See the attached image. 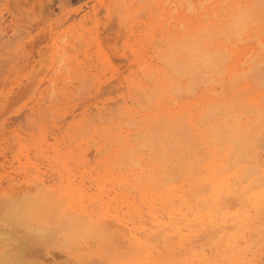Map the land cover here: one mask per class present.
<instances>
[{
  "label": "bare ground",
  "instance_id": "obj_1",
  "mask_svg": "<svg viewBox=\"0 0 264 264\" xmlns=\"http://www.w3.org/2000/svg\"><path fill=\"white\" fill-rule=\"evenodd\" d=\"M99 2L108 9L116 7L119 22L128 25L129 32L135 35L139 45V48L131 49V55L141 77H121L119 71L115 76L117 84L127 87L129 102H143L139 104L140 109H136L139 106L135 108L134 113L130 107L121 115L124 123L137 128L134 134L129 132L122 135L108 134V129L103 127L102 133L110 136L116 150L113 157L108 155L97 161L111 175L116 168H125V173L122 170L123 173L115 174L117 177H113V183L122 186L121 191H127L129 196L134 195L129 199L125 194L120 201L121 197L116 193L109 201L102 202L100 207L106 205V208L101 212L103 216L99 215L97 220L92 217L93 211L84 205L86 195L80 192L75 196L72 188L62 195L45 190L48 187L37 186L38 189L32 193L0 194V264H37L40 257L49 254L51 240L64 239L66 243L64 236L67 234H76L83 239L91 237L97 241L105 239L107 234H113L119 244L127 246L128 258L137 257L135 260L140 264H187L188 258L192 257L202 259L204 264H215L212 257H225L229 261L234 257H243L245 249L249 250V247L242 246L244 243L239 246L241 239L247 242V237L260 235L261 230L264 231V168L259 161L263 158L259 159L254 150L256 140H259L257 138L261 135L264 139V9L260 6V0ZM144 13L145 19H141ZM108 14L110 17L111 14ZM86 17L83 16L79 22L82 28ZM39 39L36 45H40L45 37ZM150 47H154V53L146 56L145 52ZM154 57L157 63H154ZM104 62L109 60L105 59ZM181 73L186 76L185 83L178 80ZM80 79L83 81V78ZM191 86H200L201 90L193 99L190 98L188 104L170 105L169 102L175 98L173 94L177 93L178 96L186 89L190 91ZM137 115L139 120L136 119ZM89 123L87 128L90 127ZM141 149L148 150L147 156H139L140 152L137 154ZM101 154H97V158ZM61 164L66 166L63 162ZM44 196L49 198L56 222L52 227L28 218L33 202ZM111 204L116 205L113 219L105 220L104 215ZM118 206L121 209L126 207L128 212L138 210V216H135L140 219L143 216L141 207H146L153 218V228L149 229L146 223L135 227L130 218L118 216ZM231 207L233 210H230ZM165 215L167 220H164ZM262 239L264 241V235L258 237L257 242ZM151 240H157V243L152 244ZM56 242L57 247L58 244L62 245ZM26 244L30 246L31 254H25L27 257L33 255L35 260L25 258L22 248ZM207 244L210 250H215L214 256L205 253L203 247ZM200 247L201 250L196 249ZM153 250L156 252L154 255ZM132 261L120 262L129 264Z\"/></svg>",
  "mask_w": 264,
  "mask_h": 264
},
{
  "label": "rangeland",
  "instance_id": "obj_2",
  "mask_svg": "<svg viewBox=\"0 0 264 264\" xmlns=\"http://www.w3.org/2000/svg\"><path fill=\"white\" fill-rule=\"evenodd\" d=\"M99 1L0 0V194H8V192L32 193L39 187H48L45 190H52L51 192L54 191L53 193L56 195H62L67 192L68 188H72L73 195L76 196L80 192L86 195L84 205L90 211H93L92 217L97 220H99V215L103 216L101 212L106 208V205L100 207L102 202L109 201L116 193L121 197L120 201L124 199L125 194L128 195L127 191H121L122 186L113 183L115 174L125 173V168H116L112 176L110 173L105 172L107 168L103 164H98L99 161L108 155L113 157L116 150V145L111 143L110 136L103 134L101 130L106 127L108 134L119 133L124 135L129 132L133 133L137 127L135 125L133 127V124H130V126L124 123L121 115H124V110L130 107H132V113H134L135 108L139 104H143V102L138 104H133L132 101V103L129 102L131 99L128 97L127 87L125 85V87L120 86L115 79L118 74L121 77H141L138 66L133 60V55H131L133 47L139 48L135 35L133 36L129 32L128 25L125 26V23L121 24L119 22V13L115 6V9H108L104 5L101 6ZM108 13L112 16L114 15L113 18L115 17V19L112 18L113 21L110 18L112 16L110 15L109 17ZM141 14L140 16L143 15ZM85 15L87 17L82 28L79 22ZM145 17L144 13V17L142 16L141 19H145ZM111 23L112 25H110ZM96 30L98 31L96 32ZM77 35L80 37H77ZM42 36L47 41L44 40L40 45H36V42ZM79 39H82L83 42ZM100 41H103V43L100 44ZM153 53L154 47H150L148 52H145V55L151 56ZM111 54L113 55L112 57L110 56ZM109 56L110 58H106ZM60 58L62 59L60 60ZM105 59H108L109 62L105 63ZM153 61L157 63L156 57H154ZM47 64L50 65L46 66ZM45 69H47L46 72ZM120 69L123 71H120ZM118 71L121 73H118ZM185 77L181 73L178 75V80H182L185 83L187 81ZM80 78H83V81ZM85 78H87L86 82H84ZM99 89L100 91H98ZM189 90L186 89V91L178 93V96H176L177 93L173 94V98H175L174 101L169 102L170 105H174V103L176 104L174 106L188 104V101L193 99L196 93L200 92L201 87L191 86ZM54 92L57 93L55 94ZM97 92L98 94L96 95ZM97 107H100V111ZM136 109H140V106ZM83 117L86 118L83 120ZM136 119L139 120L138 115ZM90 121L91 123H89ZM87 123H89L90 127L88 128L90 129L87 128ZM123 124L125 127H122L124 126ZM262 137L260 135L257 138L259 140H256L258 142L255 143L254 150L257 151L258 158H263L261 160L264 162V143H262L264 139ZM40 138L41 142L44 141L42 144ZM88 140L92 143L88 142ZM102 140H105V142L101 143ZM133 141L134 139L131 140V142ZM65 150L67 151L65 152ZM97 154H101L98 156L99 159ZM137 154L139 156H147L148 150H138ZM93 155L95 156L94 159ZM261 160H259L261 167L264 168V163ZM62 162L67 167L61 164ZM59 163L60 165L57 166ZM96 164H98L97 167ZM37 181H41V185ZM132 195H128L129 199L132 198ZM223 200L225 201L226 199ZM137 202L139 203V201ZM123 207V210L119 207L118 216L125 219L130 218L133 220L135 227H139L140 223H146L145 226H148L149 229L153 228V218L147 213L146 207L145 209L141 207L143 215L141 219L136 217L138 216V210H131L129 211L131 213H129L127 208L124 207V209ZM232 208L230 210H233ZM115 209L116 205L111 204L109 211L104 215L105 220L113 219ZM132 215L136 216L132 217ZM164 220H167L166 215ZM114 229L115 227L111 231ZM263 235L264 231L261 230L260 235L247 237V242H243L241 239L239 246L244 243L245 245L243 244L242 246L249 247V250L248 248L245 249L248 253L245 251L244 253L247 254H244L245 256L243 255V257H234L231 261L225 257H212V260L215 264H264V241L262 239V241L257 242V238ZM70 236L68 234L64 236L67 239L65 240L66 243H64V239H52L48 247L49 254L46 257H37L39 260L41 259L36 261L37 264H40L41 261H43L42 264H121L120 261L123 260H134L129 264H140L135 260L137 257L128 258L130 254H126L128 252L127 246L124 243V245L119 244L113 234H107L105 239H100L101 241L91 237L83 239L76 234L69 238ZM254 236L255 238H253ZM191 237L193 238L192 235ZM56 241H59L62 245L58 244L59 247H57L56 243L58 242ZM155 242L157 243V240H151L152 244H155ZM247 243L248 245H246ZM24 246H28V248L26 249ZM24 246L22 248L23 253L27 254V252H30L28 254H31L30 246L27 244ZM201 247L196 249L201 250ZM62 248L63 251H61ZM203 248H205L206 254L210 255L212 253L210 256L215 255V250H210L209 244ZM154 253H156L155 250H153V255ZM26 254L25 258H36L33 255L27 257L28 255ZM191 259L193 261H190ZM197 262L204 264V261L197 259V257L188 258L187 264H198Z\"/></svg>",
  "mask_w": 264,
  "mask_h": 264
},
{
  "label": "snow or ice",
  "instance_id": "obj_3",
  "mask_svg": "<svg viewBox=\"0 0 264 264\" xmlns=\"http://www.w3.org/2000/svg\"><path fill=\"white\" fill-rule=\"evenodd\" d=\"M260 6L264 9V0H260ZM48 201L49 198L44 196L33 202L28 213V218L35 223L52 227L55 226L56 222L53 218L52 209Z\"/></svg>",
  "mask_w": 264,
  "mask_h": 264
}]
</instances>
